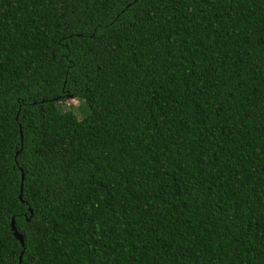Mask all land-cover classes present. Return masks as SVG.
Instances as JSON below:
<instances>
[{
    "label": "trees",
    "instance_id": "16d2710c",
    "mask_svg": "<svg viewBox=\"0 0 264 264\" xmlns=\"http://www.w3.org/2000/svg\"><path fill=\"white\" fill-rule=\"evenodd\" d=\"M21 251L264 264V0H0V264Z\"/></svg>",
    "mask_w": 264,
    "mask_h": 264
},
{
    "label": "rangeland",
    "instance_id": "374dc122",
    "mask_svg": "<svg viewBox=\"0 0 264 264\" xmlns=\"http://www.w3.org/2000/svg\"><path fill=\"white\" fill-rule=\"evenodd\" d=\"M57 108L60 111L71 110L78 119L85 117L89 111L87 103L83 99L69 97L63 102L57 103Z\"/></svg>",
    "mask_w": 264,
    "mask_h": 264
},
{
    "label": "water",
    "instance_id": "95a60500",
    "mask_svg": "<svg viewBox=\"0 0 264 264\" xmlns=\"http://www.w3.org/2000/svg\"><path fill=\"white\" fill-rule=\"evenodd\" d=\"M71 98H73L72 96H70ZM24 179V173H21V184H20V194H19V199H22V182ZM30 213H32V210L30 209ZM11 229L13 230V234L14 236L19 240V242L21 243V245L24 247V240H23V233L18 231L14 225V219L12 218L11 220ZM22 253L23 251H21V254L19 256V262L18 264L21 263V257H22Z\"/></svg>",
    "mask_w": 264,
    "mask_h": 264
}]
</instances>
